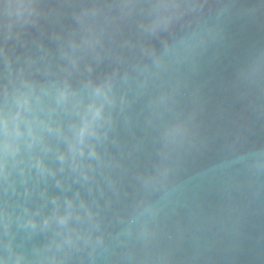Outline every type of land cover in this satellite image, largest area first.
Instances as JSON below:
<instances>
[{"label": "water", "instance_id": "95a60500", "mask_svg": "<svg viewBox=\"0 0 264 264\" xmlns=\"http://www.w3.org/2000/svg\"><path fill=\"white\" fill-rule=\"evenodd\" d=\"M0 264H264V0H0Z\"/></svg>", "mask_w": 264, "mask_h": 264}, {"label": "clouds", "instance_id": "9594fccd", "mask_svg": "<svg viewBox=\"0 0 264 264\" xmlns=\"http://www.w3.org/2000/svg\"><path fill=\"white\" fill-rule=\"evenodd\" d=\"M17 117H19V113H17ZM2 124H3V128L6 132H10L12 131V129L10 128V121L9 118L7 116L3 117L2 120ZM17 127H18V120H17ZM8 146H10L9 144H6L5 147L7 148Z\"/></svg>", "mask_w": 264, "mask_h": 264}]
</instances>
